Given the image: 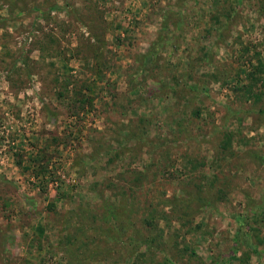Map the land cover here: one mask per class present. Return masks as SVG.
<instances>
[{
  "label": "rangeland",
  "instance_id": "374dc122",
  "mask_svg": "<svg viewBox=\"0 0 264 264\" xmlns=\"http://www.w3.org/2000/svg\"><path fill=\"white\" fill-rule=\"evenodd\" d=\"M0 264H264V0H0Z\"/></svg>",
  "mask_w": 264,
  "mask_h": 264
},
{
  "label": "trees",
  "instance_id": "16d2710c",
  "mask_svg": "<svg viewBox=\"0 0 264 264\" xmlns=\"http://www.w3.org/2000/svg\"><path fill=\"white\" fill-rule=\"evenodd\" d=\"M250 65H251V62L249 63ZM261 67V64L260 63H258V66H254L252 69H250L247 73H246V79H248V80H253V82L254 81H256V76H255V73L257 72V71H259V68ZM242 86V85H241ZM248 89L249 90V88H250V85H244V87L242 86V89ZM250 94H254L255 95V93H252V91H250ZM110 215H112V213H109ZM114 220V219H113Z\"/></svg>",
  "mask_w": 264,
  "mask_h": 264
}]
</instances>
